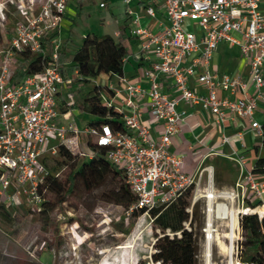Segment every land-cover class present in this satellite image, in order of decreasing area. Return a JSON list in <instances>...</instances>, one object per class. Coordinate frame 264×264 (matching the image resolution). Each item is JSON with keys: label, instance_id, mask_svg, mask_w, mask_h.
I'll return each instance as SVG.
<instances>
[{"label": "built area", "instance_id": "built-area-1", "mask_svg": "<svg viewBox=\"0 0 264 264\" xmlns=\"http://www.w3.org/2000/svg\"><path fill=\"white\" fill-rule=\"evenodd\" d=\"M132 1L124 0L127 13L133 16L132 34L139 40L135 56L145 65L139 69L138 80L125 73L111 76L113 83L103 86L112 93L102 91L100 95L104 107L122 115L126 130L118 131L109 123L79 124L67 115H72L71 108L60 110L59 93L73 83L57 64L64 43L57 35L69 0H31L29 7L19 2V18L0 71V196L11 202L23 199L28 206L41 209L45 200L42 187L52 174L45 158L59 154L62 145L77 150L84 159L92 158L96 151L91 142L106 149V158L122 172L135 195L129 213L144 209L150 215L154 207H167L193 187L192 205L200 198L206 200V238L210 222L212 233L218 236L215 218L220 219V214L228 218L229 264H264L240 258L241 218L256 214L264 219V174L254 170L255 162L234 156L241 177L231 188H219L213 166L189 172L185 157L171 148L189 116L187 109L179 107L181 103L200 105L215 116L222 126V145L232 144L233 136L225 132V124L238 117L246 119L263 141L264 123L255 113L264 103V0H154L168 20L158 31L141 23L131 8ZM145 10L156 15L154 5ZM52 34L51 57L44 68L14 80L12 67L19 53L42 51L44 36ZM221 41L239 46L249 66L247 77L211 70ZM127 61L124 58V64ZM193 80L205 89L203 93L191 85ZM167 81L178 94L165 91ZM251 87L253 93H249ZM146 115L156 121L155 127L146 121ZM82 135L88 139L85 151L81 149ZM238 136L243 138L241 132ZM204 173L206 186L202 187ZM55 175L59 177L60 172Z\"/></svg>", "mask_w": 264, "mask_h": 264}, {"label": "rangeland", "instance_id": "rangeland-1", "mask_svg": "<svg viewBox=\"0 0 264 264\" xmlns=\"http://www.w3.org/2000/svg\"><path fill=\"white\" fill-rule=\"evenodd\" d=\"M20 1L27 7L31 6V0H0V71L19 18L17 6ZM102 1L83 0L82 4H77L78 0H70L68 3L67 12L72 15L62 21L57 37L64 42L62 50L67 44V61L64 62V67L73 83L62 95V112L68 108L67 102L77 100L96 85L113 83L106 74L81 83L71 66V58L80 48L83 38L89 33L112 34L124 13L120 0H108L109 4L103 7L100 6ZM115 37L118 39V36ZM18 59L20 55L12 67L15 73L21 70ZM125 71L126 74H132L136 70L131 62H126ZM74 114L77 115L76 118L85 121L93 118L85 115L80 108L74 109ZM258 119L264 123V114L258 115ZM86 141L88 139L85 137L83 144ZM81 149L85 151L87 147ZM70 151L74 155L78 154L77 150ZM237 151L238 154L232 148H225L215 156L217 158L211 160L210 163L215 165L216 187L231 188L241 177V169L234 156H244L249 162H255L260 156H264V145L261 139H256L251 153L253 158H248L250 154L240 149ZM85 159L89 160L90 157ZM83 160V156H77L78 163ZM45 161L52 172H60L59 179L69 169V164L60 155V151L59 154H49ZM98 181L99 184H95L91 191L86 190L84 184L79 182L76 194L64 203H56L53 209L48 206L47 209L40 210L28 206L23 199L11 202L0 196V264H160L154 260V254L157 251L156 241L163 233L155 226L151 215L142 213L134 218L125 205L114 201L119 178L113 173L102 172ZM201 186H206V173ZM53 197L54 194L47 190L46 199ZM198 203L201 220L195 224L203 225L204 222L206 227L205 198H200ZM219 217L214 221L219 235L216 237L226 247L222 248L217 241L213 242L210 264H229V240L225 236L228 232V218L224 214ZM167 233L173 235L169 230ZM199 242V264H207L204 228L199 230Z\"/></svg>", "mask_w": 264, "mask_h": 264}, {"label": "trees", "instance_id": "trees-1", "mask_svg": "<svg viewBox=\"0 0 264 264\" xmlns=\"http://www.w3.org/2000/svg\"><path fill=\"white\" fill-rule=\"evenodd\" d=\"M51 38L52 35L44 36L43 50L40 52L23 50L19 53L18 61L21 64V70L14 74V80L23 79L26 75L37 73L44 68L51 57ZM65 47L67 48V44ZM66 48L59 52L57 64L64 75L69 77L64 67V62L67 61ZM130 53L128 45L121 37L117 39L110 34L89 33L72 56L71 66L77 71L78 81L87 83L101 74H107L110 77L124 74V58L129 57ZM102 91L112 93V90L106 86L98 84L77 100L67 102L68 108L63 112L69 108H80L85 115L93 117L88 120L89 124L109 123L116 131L126 130L122 115L115 109H107L101 104ZM83 120L76 118L79 124ZM84 138V135L80 137L83 148ZM262 143L264 145V139ZM89 144L96 153L92 158L84 159L81 163L77 162V154L74 155L63 145L60 147V155L67 160L69 169L60 179L52 172L42 187L45 200L40 210L48 206L53 209L56 203L66 202L69 197L76 194L79 182L84 184L86 190L91 191L95 184H99L98 180L104 171L113 173L119 178L114 201L125 205L128 209L135 203L136 197L125 182L122 172L106 158V149L99 148L91 142ZM44 162L46 163L45 160ZM254 170L264 174V156H260L255 161ZM192 188L167 207L156 206L150 210L155 226L163 233L156 241L157 251L154 254V260L160 264H199V230L205 226L204 222L203 225L195 224L201 220V213L198 201L192 205ZM47 190L54 194L52 199H46ZM189 208L191 211L188 210ZM142 213H145L144 209H135L132 216L136 218ZM186 223H189L188 227ZM241 227L244 239L240 258L244 262L264 263V219H260L256 214L244 215L241 218ZM167 230L173 235L168 234Z\"/></svg>", "mask_w": 264, "mask_h": 264}, {"label": "crops", "instance_id": "crops-1", "mask_svg": "<svg viewBox=\"0 0 264 264\" xmlns=\"http://www.w3.org/2000/svg\"><path fill=\"white\" fill-rule=\"evenodd\" d=\"M82 1L83 0H78L77 4H82ZM120 1L122 5L121 9L124 13L120 16L119 23L114 27L113 33L104 32V34L117 36L115 33L118 30L121 32L118 37L123 38L131 52L127 62H131L136 70L132 74H126L125 63L124 73L128 78L138 80L137 74H139V69L144 66L145 63L139 61L135 56L138 51L139 40L132 34V27L134 25L133 16L127 13V5L124 0ZM102 2H105V6L109 4L108 0H103ZM149 5H154L156 8V15L154 17L148 15L145 10ZM131 8L135 14L140 16L141 23L154 31L160 30L168 23L164 9L154 0H133ZM261 9L264 11V3H262ZM71 15V13L66 12L65 18ZM211 70H218L220 73L229 74L239 73L244 77H247L249 74V66L243 57L239 46L233 45L227 41H221L217 50L214 52L211 62ZM191 85L200 93L205 91V89L194 80L191 82ZM66 90L67 88H63L59 93V106L62 105V94L65 93ZM253 90V87H251L249 93H253ZM165 91L172 95L178 94L176 89L170 85L169 81L165 83ZM223 95H228V92L224 91ZM179 107L187 109L189 116L187 121L182 125L180 132L175 136L171 148L176 153L185 157L186 169L189 170V172L198 173L205 167L213 166L215 175V165L210 162L212 159L217 158L215 156L223 152L225 148L227 150L231 148H236L237 150L240 149L241 151H244V153L250 154L248 155V158H253L251 153H253L255 141L256 139L260 140V138L254 134L246 119H241L239 117L236 119L229 118L225 124V132L228 135L233 136V141L231 145H222V126L217 123L214 115L203 110L200 105L190 107L181 103ZM71 110L73 114L71 115V113H69L67 115L76 120L77 115L74 114V109ZM263 114L264 103H260L259 108L255 113V118L258 119V115ZM146 121L151 127H155L157 124L156 121L150 119L147 115ZM81 124L89 123L88 121L83 120ZM240 132L242 133V139L238 136V133ZM212 149L214 150L213 153L211 151Z\"/></svg>", "mask_w": 264, "mask_h": 264}, {"label": "bare ground", "instance_id": "bare-ground-1", "mask_svg": "<svg viewBox=\"0 0 264 264\" xmlns=\"http://www.w3.org/2000/svg\"><path fill=\"white\" fill-rule=\"evenodd\" d=\"M219 211H220V213H222L221 212V208L219 209ZM212 231L213 230L211 228V222H210L209 223V227L207 229L208 236H207L206 242H205V256H206V262H207V264H210L211 263V246H212V244H213L214 241H217V243L220 244L222 248H225L226 247L225 244L222 242V240H220L218 237H216L212 233ZM228 251H229V247H228Z\"/></svg>", "mask_w": 264, "mask_h": 264}]
</instances>
